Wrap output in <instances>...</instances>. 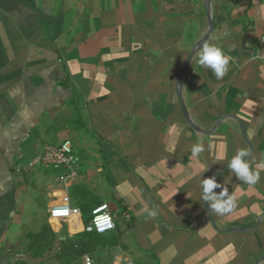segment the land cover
<instances>
[{"label": "crops", "instance_id": "obj_1", "mask_svg": "<svg viewBox=\"0 0 264 264\" xmlns=\"http://www.w3.org/2000/svg\"><path fill=\"white\" fill-rule=\"evenodd\" d=\"M211 13L209 41L233 62L220 80L193 60L183 98L205 131L237 116L259 162L264 60L252 57L264 54V0H213ZM207 31L205 0H0V264H44L54 256L45 252L52 232L60 233L59 248L87 242L83 214L64 227L50 220L66 196L81 213L108 204L116 232L107 237L120 242H91L70 264L86 256L93 264H255L264 257V222L249 234L219 233L202 199L203 179L249 150L236 121L203 135L183 116L177 84ZM65 141L80 159L75 175L63 182L31 166ZM198 142L204 151L193 158ZM217 182L237 197L233 213H212L218 228H253L264 215V170L254 187L232 171ZM40 233L45 240L36 242Z\"/></svg>", "mask_w": 264, "mask_h": 264}, {"label": "clouds", "instance_id": "obj_2", "mask_svg": "<svg viewBox=\"0 0 264 264\" xmlns=\"http://www.w3.org/2000/svg\"><path fill=\"white\" fill-rule=\"evenodd\" d=\"M193 60L198 61L202 68L212 70L217 79L222 80L229 72L233 58L223 51L222 48L216 46L210 41H205L202 46L196 50ZM252 60H264V54L254 55ZM262 75H264V64H261ZM204 151L203 143L198 142L192 148V157L198 158ZM246 158H249L246 160ZM255 164V169H253ZM229 169L235 173L236 178L254 187L260 182L261 171L264 170V159L259 162L255 161V157L248 149H239L237 154L231 159ZM222 188L220 193L216 189ZM202 199L210 206V213L220 216H226L235 211L237 208V197L235 193H230L229 189L217 182L215 176L202 181ZM157 210H151L149 216L155 218Z\"/></svg>", "mask_w": 264, "mask_h": 264}, {"label": "built area", "instance_id": "obj_3", "mask_svg": "<svg viewBox=\"0 0 264 264\" xmlns=\"http://www.w3.org/2000/svg\"><path fill=\"white\" fill-rule=\"evenodd\" d=\"M264 43V38L262 39ZM80 162L76 155L73 145L70 141H65L59 146H48L45 148L43 154L37 158L31 166L48 168L58 173L59 179L65 182L68 178L75 175V169ZM50 220L68 221L74 217L82 219L80 209L73 207L71 199L66 196L61 203L51 209L49 212ZM68 223V222H66ZM86 234L109 235L116 232V222L111 213L108 204L103 203L93 209L91 213V222L84 226L83 230ZM84 264H93L92 260L86 256ZM123 264H133L126 261Z\"/></svg>", "mask_w": 264, "mask_h": 264}, {"label": "water", "instance_id": "obj_4", "mask_svg": "<svg viewBox=\"0 0 264 264\" xmlns=\"http://www.w3.org/2000/svg\"><path fill=\"white\" fill-rule=\"evenodd\" d=\"M212 1L213 0H205V8H206V14H207V19H208V31H207L206 35L193 48V50H192V52H191V54H190V56H189V58H188V60H187V62L185 64V66H184V69H183L182 75L180 77V80L178 81V84H177V95H178V98H179V103H180L181 110H182V113H183V116H184L186 122L189 124V126L195 132L203 134V135H211V134H213L218 129V127L221 125V123H223L227 119H231V120L236 121L238 123L239 127H240V131H241V134H242L244 140L246 141V143L249 146V150L253 154V145L248 139V136H247V133H246V130H245V126H244L243 122L237 116H234V115L223 116L219 121H217V123L214 125V127L211 130L205 131V130L201 129L193 121V119L191 118V116H190V114L188 112V109L186 107V104H185V101H184V98H183V87H184V84L186 82V79H187V76H188V73H189V70H190V67H191V63L193 61V57L195 56L196 50L199 49L205 41H209L211 36H212V33H213L214 22H213L212 13H211ZM247 159H249V158H246V160ZM230 171L231 170L229 169V166H228V167L222 169L221 171H219L218 173L212 175L211 177L215 176L216 180H218L223 174H225L226 172H230ZM205 208H206V211H207V213L209 215V218L211 220L213 228L217 232L223 233V234H230V233H248L249 234V233H252V232L256 231L262 225V223L264 222V215H263L258 220L256 225L253 228H251V229L233 228V229L221 230V229L218 228L212 213H210V206L207 203H205ZM262 263H264V257L259 259L255 264H262Z\"/></svg>", "mask_w": 264, "mask_h": 264}, {"label": "trees", "instance_id": "obj_5", "mask_svg": "<svg viewBox=\"0 0 264 264\" xmlns=\"http://www.w3.org/2000/svg\"><path fill=\"white\" fill-rule=\"evenodd\" d=\"M82 190L83 189L81 188L74 189V191H82ZM97 206L99 205H95L94 207H90L88 209H83L82 214L85 218V221H84L85 225H88L91 222V213L93 209L96 208ZM81 234H82L81 236L84 235L83 233ZM86 235H87L86 237L87 242L83 243L82 246L74 242H71V241H62L60 243L62 245V248L53 250V252L56 251L54 252L55 253L54 258L58 261V264H64V263L70 264L71 263L70 259L73 255L78 256V257L84 256L86 254V245L90 244L91 242L94 243L96 246H100L103 248H107V247L114 248L120 245V242L116 237L109 238L106 235L104 236V235H97V234H86ZM44 240L45 239H44L43 233H40L39 235H37L36 242L38 241L42 242ZM47 240L48 239H46L45 241L47 242ZM52 241L53 243L54 241H56L55 235H52L51 243ZM35 245L36 243L33 244L32 247H34ZM42 245L44 244L42 243ZM33 256H35V258H38L36 257L37 256L36 254L35 255L33 254Z\"/></svg>", "mask_w": 264, "mask_h": 264}, {"label": "rangeland", "instance_id": "obj_6", "mask_svg": "<svg viewBox=\"0 0 264 264\" xmlns=\"http://www.w3.org/2000/svg\"><path fill=\"white\" fill-rule=\"evenodd\" d=\"M113 205H114V204H112V207H113V209H115ZM73 207H74V206H73ZM113 213H114V211H113ZM43 214H44L45 217H48L47 213H43ZM53 220H54V219H53ZM55 221H60V220H55ZM67 224H68V223H62V226L64 227V226H66ZM52 235H55V237H56V241H54V243H53V241H52V243H51ZM59 235H60V233H56V232H52V233H51V235L49 236L50 238H48V240H47V242H46V251H45V252H48V251H47L48 248L50 249L51 252H53V250L59 249V246L57 245V242L59 241V237H60ZM104 236H105V235H104ZM106 236H107V235H106ZM54 252H56V251H54ZM54 252H53V253H54ZM54 255H55V253H54ZM44 264H58V261L54 258V256H52V258H51L50 260L45 261Z\"/></svg>", "mask_w": 264, "mask_h": 264}]
</instances>
